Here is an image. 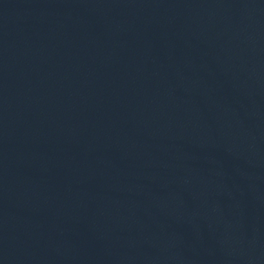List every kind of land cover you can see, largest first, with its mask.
Instances as JSON below:
<instances>
[{"label":"water","instance_id":"obj_1","mask_svg":"<svg viewBox=\"0 0 264 264\" xmlns=\"http://www.w3.org/2000/svg\"><path fill=\"white\" fill-rule=\"evenodd\" d=\"M0 264H264V0H0Z\"/></svg>","mask_w":264,"mask_h":264}]
</instances>
